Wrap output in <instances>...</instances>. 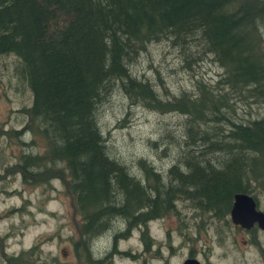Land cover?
<instances>
[{"label":"trees","instance_id":"trees-1","mask_svg":"<svg viewBox=\"0 0 264 264\" xmlns=\"http://www.w3.org/2000/svg\"><path fill=\"white\" fill-rule=\"evenodd\" d=\"M153 42L175 50L180 70L193 77L191 95L168 92L155 68L158 83L131 73ZM183 48L190 61L179 56ZM2 56L15 59L16 86L30 95L19 112L24 123L5 134L19 144L29 131L27 143L39 141L46 151L19 154L11 165L3 161L0 181L19 175L33 187L61 184L78 218L71 240L77 262L79 254L90 256L91 240L116 220L125 233L113 234V246L140 228L147 248L145 223L174 213L179 199L196 206L203 228L204 216L230 214L234 195L264 191V0H0ZM205 63L216 68L217 79L194 72ZM115 91L131 104L183 117L180 143L166 136V148L177 151L166 179L142 159L138 175L130 173L107 152L97 120ZM238 103L252 105L258 118L239 121ZM12 229L0 233L1 264L58 261L40 260L37 245L4 256Z\"/></svg>","mask_w":264,"mask_h":264},{"label":"rangeland","instance_id":"rangeland-1","mask_svg":"<svg viewBox=\"0 0 264 264\" xmlns=\"http://www.w3.org/2000/svg\"><path fill=\"white\" fill-rule=\"evenodd\" d=\"M147 47L149 48L146 53L142 54L139 60L132 64L131 73L139 79H149L154 83H158L156 75L152 71L154 68L157 69L159 72V83H163L166 90L173 95L193 88V77L188 74L189 72L180 70L181 67L178 60H175L176 54L173 52L175 50L169 47L167 43L155 44L153 42L148 44ZM188 51L190 50L183 48L178 54L180 57L186 54L187 61H190L192 56L190 57ZM14 61L15 59L11 56H2L0 58V166L1 164H6L3 162L5 160L8 161L9 165L13 164L15 157H18L19 154L36 156L42 155L46 151L43 144L40 146L39 141L35 140L33 145L27 143L31 139L29 131H24L25 134L20 139V146L15 139L9 138V134H5V132L10 133L20 129L25 119L22 118L19 112L22 107L27 108L30 104L29 93L27 91L21 93L20 88L16 86V84H19V78L16 73L17 69H14ZM195 71L210 82L213 79H217L219 73L210 63L198 66ZM189 92L191 95V91ZM160 93H162L161 90ZM184 94L186 95V92ZM237 107V119L240 121L244 116L246 117V119L242 120V123L249 119L258 118L254 112L256 109L254 108L253 110L252 105L240 106L238 103ZM257 111L259 112L260 110L258 109ZM248 116H250L249 119ZM97 122L99 131L107 142V152L120 161L122 165H125L124 167L127 168L128 172L138 175L139 169L136 164L137 160L142 159L145 163L150 164L160 178L166 179V171L176 159L174 157L177 153L174 148H166L171 142L166 136L168 134L180 143L179 127L183 122L182 116L178 114L161 115L156 113L155 110L131 104L125 96L115 91L100 106ZM37 134L35 131L32 135L36 136ZM157 142V147L154 148L152 144ZM8 143L10 146L6 147ZM172 143L176 144L174 141ZM35 167L31 169L33 170ZM19 180L20 177L18 175L7 176L0 181V186L5 188V191L15 190L22 192L21 194L0 192V233L10 230L12 226V232L15 234L14 237L7 240L3 255L16 256L20 251L37 245L42 253L40 260L49 256L61 261L57 264H76L77 259L73 253L71 240L76 239L75 224L78 218L72 216L68 196L62 194L63 188L61 184L59 183L58 185L56 181H53L52 185L57 191L51 194L53 197L46 201L41 196H29L30 189L21 188ZM252 187H249V189ZM252 196L257 202L258 208L264 211V191L257 189ZM115 200L118 201L114 197L113 201ZM174 206V213L150 222V231H147V233L151 243H149L147 248L144 246L140 228L131 229L129 234L126 235L128 241L124 243L122 240L125 239V236H122L117 241L116 249L113 248L111 264H143L147 259L150 260L151 257H156L154 246L160 247L159 255L162 256V258H157L159 262L156 264H181L187 252L179 249L178 245L186 246L182 235H187L189 239H193L196 236L194 222L198 223L197 216L200 214L196 211V206L190 201L179 199ZM176 217L181 219H175ZM207 217L209 215L204 216L203 227L208 221ZM229 224L235 226L231 219ZM124 229L125 225L123 222L116 220L112 222L109 231L92 239L89 246L90 259L93 261L103 260L107 251L106 246L108 248L113 247V234L115 232L124 234ZM258 229L264 232L259 227ZM230 233L232 234L231 231ZM199 235L201 239L207 235L208 237L211 236L209 231L207 234L206 231H200ZM214 237L212 235V240ZM233 239L235 241L233 240L232 242L236 246H229L230 254L227 257V244L223 240H219L216 245L217 251L221 254L220 256L223 255L225 258L217 263L210 259V262L213 264H253L250 256H246L245 262H241L237 256L238 252L235 247H239V251H242L240 241L244 240V238H240L235 233ZM258 240L261 247L264 248V238L259 239L258 237ZM196 247L201 248L200 241L196 242ZM169 248L173 250L171 253ZM82 251H84L83 248ZM126 251H128L130 256H127ZM84 255L87 256V254ZM198 258L203 260L202 256ZM35 264L45 263L39 261ZM47 264L52 263L49 262Z\"/></svg>","mask_w":264,"mask_h":264},{"label":"flooded vegetation","instance_id":"flooded-vegetation-1","mask_svg":"<svg viewBox=\"0 0 264 264\" xmlns=\"http://www.w3.org/2000/svg\"><path fill=\"white\" fill-rule=\"evenodd\" d=\"M19 185L21 188H25V189L29 188L30 190H32L33 188L39 187L41 192L33 191V192L29 193V196H35V197L41 196V197H44L45 199L50 198V193L53 194V189H54V186L52 185L51 182H44L43 184H40L39 186L37 185V186L33 187L31 185V183L19 180ZM10 192L16 193V194L22 193V192L15 191V190L10 191ZM10 192H7V193H10ZM250 197L252 198V200L254 202L255 210L264 214V211H262L258 208V205H257V202L255 201V199L252 196H250ZM179 218L180 217H176L175 219H179ZM229 220H230V216H229V211H228V213L225 214L223 217H215V216H212L209 214L208 221H207L205 227H203V228H198V224H196V222H194V228H195V235L196 236L193 239H189L187 235H182L183 240L186 242V246L178 245L179 249L186 250V252H187L186 257L182 260L181 264H183L184 261H186V260H194L195 263H193V264H204V261H205V264H213L212 262H210V259L213 260V262H215V263L219 262L220 260H222L225 257L223 255H222L223 257L220 256L221 254L219 253V251H217L218 249H217L216 245H217L218 241L223 240L224 242H226V244H227L226 257H227L228 254H230V252H229L230 247L229 246H232V247L236 246L233 244L234 242H232L233 240L235 241V239H233V236H235V233L240 238H242V237L244 238V240L240 241V243L242 245V251H239V247H235V250L238 252L237 256H238V258H240L241 262H245L246 256H250L253 264H264V248L261 247V244L258 240V237H259V239L264 238V232H262L258 229V224L256 222H254L250 226L247 224L246 227L240 226V225H236V226L232 225L231 226L229 224ZM150 225L151 224L148 221L145 223V226H146V229L148 232L150 231ZM200 231H202V232L206 231V234L209 231L211 236L208 237V235H207L205 238L201 239L200 235H199ZM230 231L232 232V234L230 233ZM212 235L215 236L213 238V240H212ZM126 241H128V240H127V237L125 236V239H123L122 242L124 243ZM139 241H141V240L139 239ZM147 241L149 242L150 240L148 239ZM199 241H200L201 248L196 247V242H199ZM85 242H86V240H83V246H84ZM106 248H107V251H106V254H105V257L103 258V260L93 261L92 259H90L89 255H87V256L86 255H82V256L80 255V260L76 264H111V260H113V257H112V253L114 250L113 248L116 249V247L113 246L112 248H108L106 246ZM154 251H155L156 257L155 258L151 257L150 260L147 259L146 261H144L143 264H153V263L156 264L157 262H159V261H157V258L158 259H159V257L162 258V256L159 255L160 247L154 246ZM172 251H173L172 248H169V252L171 253ZM126 254H127V256H130L128 251H126ZM145 255H148V254H145ZM200 256H202L203 260L198 258ZM58 262H61V261H57V262L54 261L51 263L57 264ZM164 264H166V263H164Z\"/></svg>","mask_w":264,"mask_h":264},{"label":"water","instance_id":"water-1","mask_svg":"<svg viewBox=\"0 0 264 264\" xmlns=\"http://www.w3.org/2000/svg\"><path fill=\"white\" fill-rule=\"evenodd\" d=\"M230 219L234 225L249 226L256 222L259 227H264V214L255 210L251 197L245 194H236L230 210ZM194 260H186L183 264H193Z\"/></svg>","mask_w":264,"mask_h":264},{"label":"bare ground","instance_id":"bare-ground-1","mask_svg":"<svg viewBox=\"0 0 264 264\" xmlns=\"http://www.w3.org/2000/svg\"><path fill=\"white\" fill-rule=\"evenodd\" d=\"M30 135V134H29ZM230 215V214H229ZM236 226V225H235ZM259 227V226H258ZM260 229L264 230V227H259Z\"/></svg>","mask_w":264,"mask_h":264}]
</instances>
